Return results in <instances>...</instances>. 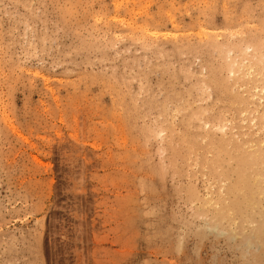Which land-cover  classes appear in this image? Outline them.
Here are the masks:
<instances>
[{"label":"rangeland","instance_id":"rangeland-1","mask_svg":"<svg viewBox=\"0 0 264 264\" xmlns=\"http://www.w3.org/2000/svg\"><path fill=\"white\" fill-rule=\"evenodd\" d=\"M263 56L264 0H0V264H264Z\"/></svg>","mask_w":264,"mask_h":264},{"label":"bare ground","instance_id":"bare-ground-1","mask_svg":"<svg viewBox=\"0 0 264 264\" xmlns=\"http://www.w3.org/2000/svg\"><path fill=\"white\" fill-rule=\"evenodd\" d=\"M259 50H260V49H259ZM252 51H253V49H252ZM262 51H263V50H262ZM259 55H260V54H259ZM263 57H264V56H263ZM261 59H262V57H261ZM231 61H232V60H231ZM258 62H259V61H258ZM260 63L262 64L261 61H260ZM241 64H242V63H241ZM247 64H248V63H247ZM237 66H239V64H238ZM244 66H245V65H244ZM260 66H261V65H260ZM262 66H263V70H264V62H263V65H262ZM245 67H246V66H245ZM253 68H254L253 65H252V66H248V69H249V70H252ZM260 68H261V67H260ZM254 70H255V69H254ZM261 70H262V69H261ZM259 72H260V71H259ZM253 73H254V72H253ZM262 73H264V72H262ZM248 74L251 75L252 72H251V74H250V73H248ZM257 74H259V73H257ZM252 75H253V74H252ZM260 75H261V74H260ZM256 81H257V80H256ZM261 82L264 83V74L261 76ZM250 87H251V86H250ZM261 87H262V86H261ZM263 89H264V87H263ZM259 92H260V91H259ZM260 93H261V92H260ZM257 94H258V93H257ZM259 95H260V94H259ZM261 99H264V97H262ZM261 99H260V100H261ZM250 100H251V99H250ZM249 103H250V102H249ZM262 103L264 104V102H262ZM260 105H261V104H260ZM248 107H249V106H248ZM245 109H246V108H245ZM249 111H250V110H249ZM255 112H256V113H262V112H259L258 110H255ZM254 118H255V117H254ZM254 118L252 119V121L254 120ZM263 119H264V118H263ZM245 120H246V119H245ZM249 121H250V120H249ZM260 121H261V120H260ZM262 121H263V120H262ZM256 122H257V121H256ZM258 122H259V121H258ZM263 122H264V121H263ZM251 123H253V122H251ZM260 124H262L261 126L263 127V124H264V123H260ZM256 126H257V123H255V127H256ZM259 126H260V125H259ZM255 127H254V128H255ZM262 127H259V128H262ZM257 128H258V127H257ZM263 129H264V128H263ZM263 129H262V130H263ZM261 134H262V133H261ZM259 138H260V137H258L257 139H259ZM262 138H263V137H262ZM262 138H261V139H262ZM261 139H259V140L261 141ZM249 141H250V140H249ZM251 141L253 142V140H251ZM262 142H264V141L262 140ZM262 142H261V143H262ZM253 143H254V142H253ZM257 143H259V141H258ZM257 143H256V144H257ZM263 144H264V143H263ZM253 145H254V144H253ZM260 146L262 147L261 144H260ZM253 147H254V146H253ZM257 147H258V146H257ZM263 148H264V147H263ZM254 150L256 151V146H255V149H254ZM254 150H253V151H254ZM256 153H257V151H256ZM251 154H253V153H251ZM260 154H261V153H260ZM249 155H250V154H249ZM249 155H248V156H249ZM255 155H257V154H255ZM261 155H262V154H261ZM261 157H262V156H261ZM250 158H251V157H250ZM257 159H258V158H257ZM259 159H260V157H259ZM263 159H264V158H263ZM258 161H259V160H258ZM258 161H257V163H259ZM261 163H262V162H261ZM259 164H260V163H259ZM260 165H261L260 167H262V164H260ZM250 166H251V165H250ZM251 168H252V167H251ZM258 168H259V166H257V169H258ZM249 171H250V170H249ZM257 172H258V171H257ZM249 176H250V174H249ZM263 176H264V174H263ZM221 178H222V177H221ZM248 178H249V177H248ZM223 179H224V178H223ZM224 180H225V179H224ZM261 181L263 182V180H261ZM259 182H260V181H259ZM254 189H255V188H254ZM261 192H262V191H261ZM222 193H223V192H222ZM262 193H263V192H262ZM262 193H261V194H262ZM263 194H264V193H263ZM263 194H262V195H263ZM249 195H250V194H249ZM206 196H207V195H206ZM212 196H213V195H212ZM233 196H234V195H233ZM240 196H241V195H240ZM246 197H247V195H246ZM252 197H253V196H252ZM263 197H264V195H263ZM256 198H257V197H256ZM208 199H210V198H208ZM215 200H216V199H215ZM208 202H209V201H208ZM208 202H207V203H208ZM214 202H215V201H214ZM234 203H235V202H234ZM248 203H249V202H248ZM214 204H215V203H214ZM211 205H212V204H211ZM249 205H250V204H248V206H249ZM251 207H252V206H251ZM248 208H249V207H248ZM252 208H253V207H252ZM225 209H226V208H225ZM223 210H224V209H223ZM261 210H262V209H261ZM227 211H228V210H227ZM258 211H259V210H258ZM263 211H264V210H263ZM222 212H223V211H222ZM230 212H231V211H230ZM206 213H207V212H206ZM227 213H228V212H227ZM245 213H246V212H245ZM261 213H263V212L261 211ZM230 214H231V213H230ZM259 215H260V214H259ZM224 216H225V215H224ZM262 216H263V215H262ZM222 217H223V216H222ZM215 218H216V217H215ZM249 218H250V215H249ZM254 218H255V217H254ZM220 220H221V219H220ZM220 220H219V221H220ZM262 220H263V219H262ZM257 224H258V223H257ZM260 230H262V229H260ZM263 230H264V228H263Z\"/></svg>","mask_w":264,"mask_h":264}]
</instances>
